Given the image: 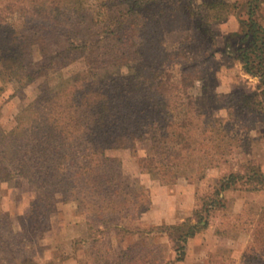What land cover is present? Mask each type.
I'll return each mask as SVG.
<instances>
[{
  "label": "trees",
  "instance_id": "16d2710c",
  "mask_svg": "<svg viewBox=\"0 0 264 264\" xmlns=\"http://www.w3.org/2000/svg\"><path fill=\"white\" fill-rule=\"evenodd\" d=\"M153 1L156 0L128 1L113 17L95 20L102 24L95 34L97 40L80 42L70 37L84 21L83 0H6L0 8V76L20 87L43 79L37 85L35 97L16 115L14 125L6 130L0 128V182L18 177L34 184L38 191L43 190L45 214L41 213L40 219L32 224L30 218L36 204L33 200L25 225L27 231L37 234L47 229L46 206L53 208L58 197L76 201L78 208H92V212H86L87 220L100 224L96 227L90 224L87 237L75 242L89 245L84 250L86 259L80 264H87L88 260L93 264H142L138 257L141 249L135 251L139 243L116 251L108 246L104 232L112 229L118 235L136 230L147 234L154 229H128L123 221L135 218L134 213L141 209L136 198L146 195L148 188L135 187L124 176L115 151L127 148L135 151L136 144L146 137L153 153L139 159L141 174H148L160 184L174 183L179 176L202 177L207 169L218 165L225 152L221 140L213 138L212 130L226 131L236 108L254 111L256 107L264 112V89L260 90L264 87V25L256 15L264 0H246L247 17L240 20V30L229 35L242 42L237 58L245 73L256 77L258 83L254 91L228 99L230 108L223 118L196 108L187 93L201 73L210 71V65L207 70L200 68V64L164 67L163 62L155 65L148 62V57L156 55V50L143 45L153 42L157 33L152 18L145 16L146 5ZM236 7L237 2L229 0H204L196 13L199 16L202 13L198 21L186 6L182 10L186 32L171 26V30L159 31L158 35L162 44H179L183 39H192L194 28L196 37L208 41L214 33L210 24L226 21ZM67 31V44L56 53L49 52V40L58 39L57 35ZM112 36H119L118 42L122 40V44L100 45L102 39L109 40ZM159 50L156 52L164 54V49ZM178 54L185 56L181 50ZM78 59L83 61L82 71L58 85L50 84V75ZM124 66L129 71L120 79L101 73L104 70L114 75L111 71ZM240 181L245 190L257 191L264 185V172L254 166L245 173L232 171L200 198L201 206L193 211L195 222L188 219L178 225H186V230L175 239L176 261L184 258L187 239L207 226L210 209L225 207L224 191ZM123 189L126 192H120ZM140 200L147 201L145 197ZM257 217L258 225L264 226V216ZM25 231L23 228L13 235L17 249H21L20 245L29 249L28 242L36 244L38 240L34 236L27 240ZM1 249L0 264H41L32 256H12L5 252V247ZM144 259V264L163 262L149 258L148 254Z\"/></svg>",
  "mask_w": 264,
  "mask_h": 264
},
{
  "label": "rangeland",
  "instance_id": "374dc122",
  "mask_svg": "<svg viewBox=\"0 0 264 264\" xmlns=\"http://www.w3.org/2000/svg\"><path fill=\"white\" fill-rule=\"evenodd\" d=\"M128 1L130 0H83L85 18L83 23L76 27V33L71 32V40L76 42L91 38L97 40L95 34L97 28H102V24L95 20L104 19L103 16L113 17L118 9L127 5ZM203 1L165 0L163 3L161 0H156L147 4L148 11L145 16L152 18V24L157 33L152 44L144 43L143 45L147 48L149 46L150 50L164 49V54L155 51L156 55L148 57V62L153 65L160 62H163L164 67L200 64V68L205 69L210 65V71L205 70L201 73V77L194 80L187 93L191 96L196 108L208 115L223 118L227 116L228 108H230L227 104L228 99L254 91L258 83L256 77L245 73L237 58L238 48L242 42L235 36H229L240 30V20L247 17L246 0H229L237 2L236 9L232 10L233 13L230 15L238 18L239 26L236 31L228 29L230 26L226 24L227 21H224L210 24L214 33L208 41L196 37L194 28H191L193 33L190 35L193 40L183 39L179 44L176 42L162 44L158 35L159 31L171 30V26L186 32L184 24L187 21H182L184 19L182 10L187 6L200 21L202 13H199L200 16L196 13ZM5 3L6 0H0V8ZM256 15L264 24V14L258 10ZM68 33L69 31L57 35L58 39L49 40V52L53 54L62 49L67 44L65 37ZM118 39L119 36H112L109 40L102 39L100 45L122 44V40L118 42ZM142 49L145 48L142 47ZM179 50L183 51L184 57L179 56ZM206 51L211 55H205ZM172 53L174 55H171ZM83 69V61L78 59L56 72L55 75H50L48 81L52 85H58L68 76ZM128 71L129 69L124 66L119 70L111 71L116 73L114 75L104 70L101 73L120 79ZM42 80L40 77L20 87L7 77L0 76V128L6 130L14 125L16 115L35 97L38 91L37 85ZM262 89H264L263 86L260 90ZM258 111L256 107L254 111L242 107L236 108L233 113L234 118L231 124H228L226 131L212 130L213 138L221 140L225 152L222 158L219 157L218 165L207 169L202 177L179 176L174 183L160 184L148 174H141L139 159L153 153L150 141L146 137L136 144L135 151L130 148L115 151L121 162L124 176H127L130 182H134L135 187L148 188L146 195L142 194L143 196L136 198L138 200L136 204L141 209L134 213L135 218L123 221L128 229H135V227L154 229L147 234H139L133 230L131 234L118 235L112 229L105 230L104 236L109 241L108 246L117 251L139 243L132 248L135 247V251L141 249L138 257L140 256L142 264L145 263L146 254L149 258L163 260L162 263L156 264H264V226L257 223V216H264V185L257 191H247L245 186H240L241 181L234 188L224 191L225 207L217 206L210 209L207 226L187 239L184 258L180 261L175 260V239L180 232L186 230V225L179 227L178 225L188 219L190 223L195 222L193 211L201 206L200 198L211 192L213 187H217L220 178L232 171L245 173L251 166L258 167L264 172V112ZM226 144L232 147V151H228L229 147ZM214 156L216 158L217 155ZM42 191H38L34 184L18 177L0 182V256L3 255L1 248L5 247V252L9 251L12 256H32L41 264L50 260L59 261V264H80V261L86 259L84 250L88 249L89 245L85 242L77 245L75 242L83 241L87 237L91 232L90 224L96 227L100 223H89L87 220L89 215L86 212H92L91 207L78 208L76 201H63L61 197H58L53 208L46 206V215L49 218L47 229L38 234L33 230L27 231L25 225L31 212L32 201L36 200L35 211L30 218L32 224H35L40 219L41 213L45 212ZM120 192H126V189ZM140 197H145L147 201H141ZM85 209L87 211H84ZM248 217L251 218L250 221L245 220ZM23 228L26 230L23 234L27 233V240L32 236L35 240L38 239L36 244L27 241L29 249H23L21 245V249H17L18 245L14 239L16 237H13ZM65 255L67 259L63 261ZM91 263V260H88L87 264Z\"/></svg>",
  "mask_w": 264,
  "mask_h": 264
},
{
  "label": "crops",
  "instance_id": "0c3cea01",
  "mask_svg": "<svg viewBox=\"0 0 264 264\" xmlns=\"http://www.w3.org/2000/svg\"><path fill=\"white\" fill-rule=\"evenodd\" d=\"M259 12H261V13H263L264 14V3H262L261 5H260V9H259ZM237 17H233V16H230L229 15V17L227 18V22H226V24L228 25V26H230V28H228V29H230V30H232V31H236V29H238V26H239V21H238V18L236 19ZM264 25V24H263Z\"/></svg>",
  "mask_w": 264,
  "mask_h": 264
}]
</instances>
